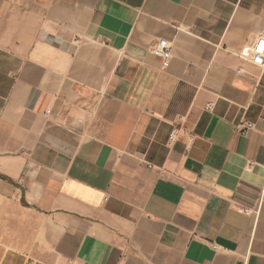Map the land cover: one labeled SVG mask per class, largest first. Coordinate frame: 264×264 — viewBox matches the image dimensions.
I'll return each mask as SVG.
<instances>
[{
  "label": "crops",
  "instance_id": "0c3cea01",
  "mask_svg": "<svg viewBox=\"0 0 264 264\" xmlns=\"http://www.w3.org/2000/svg\"><path fill=\"white\" fill-rule=\"evenodd\" d=\"M263 36L264 0H0V264H264Z\"/></svg>",
  "mask_w": 264,
  "mask_h": 264
},
{
  "label": "built area",
  "instance_id": "2783aa9c",
  "mask_svg": "<svg viewBox=\"0 0 264 264\" xmlns=\"http://www.w3.org/2000/svg\"><path fill=\"white\" fill-rule=\"evenodd\" d=\"M258 45V47H256ZM151 51L155 56L160 58L164 65H167V63L170 61L172 57V50L171 45L166 40H160L156 44H154L151 48ZM246 59L251 60L256 65H259L261 67H264V36L259 39L258 44L255 45L253 50L251 51V54L245 55ZM242 72V70H239ZM215 106V102H210L206 105L205 109L207 111H212ZM254 130V124L253 123H243L236 126V131L239 132L242 135H247L250 131ZM181 134H187V131L182 126H174L172 128V131L169 136V142L170 144L177 141L178 137ZM195 137H191V141H194ZM149 167L152 168L150 165ZM243 213L249 215L250 211L248 209H244ZM214 249H217L216 245H213Z\"/></svg>",
  "mask_w": 264,
  "mask_h": 264
}]
</instances>
